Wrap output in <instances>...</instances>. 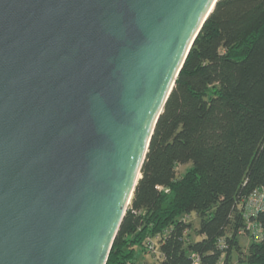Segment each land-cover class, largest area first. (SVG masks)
Listing matches in <instances>:
<instances>
[{
    "label": "water",
    "instance_id": "1",
    "mask_svg": "<svg viewBox=\"0 0 264 264\" xmlns=\"http://www.w3.org/2000/svg\"><path fill=\"white\" fill-rule=\"evenodd\" d=\"M217 0H0V264H105Z\"/></svg>",
    "mask_w": 264,
    "mask_h": 264
},
{
    "label": "trees",
    "instance_id": "2",
    "mask_svg": "<svg viewBox=\"0 0 264 264\" xmlns=\"http://www.w3.org/2000/svg\"><path fill=\"white\" fill-rule=\"evenodd\" d=\"M256 188L264 189V0H217L157 120L105 264H134L157 235L160 264L193 256L231 264L232 252L264 264V211L261 239L249 238L246 253L239 243L243 205Z\"/></svg>",
    "mask_w": 264,
    "mask_h": 264
},
{
    "label": "built area",
    "instance_id": "3",
    "mask_svg": "<svg viewBox=\"0 0 264 264\" xmlns=\"http://www.w3.org/2000/svg\"><path fill=\"white\" fill-rule=\"evenodd\" d=\"M264 211V189L256 188L246 199L243 205L244 228L240 230V235L245 234L248 239L259 241L262 237V228L260 223L256 220L259 213ZM160 236L148 237L144 241V250L148 256L151 257V262L148 264H160L162 254L156 247V241ZM217 249H227V244L223 239L217 242ZM191 264H202L199 257L193 256ZM221 264V262H218Z\"/></svg>",
    "mask_w": 264,
    "mask_h": 264
},
{
    "label": "rangeland",
    "instance_id": "4",
    "mask_svg": "<svg viewBox=\"0 0 264 264\" xmlns=\"http://www.w3.org/2000/svg\"><path fill=\"white\" fill-rule=\"evenodd\" d=\"M185 169H186V167H181V168H179L178 172L183 173L185 171ZM188 220L192 221L191 224H192L193 228L198 226V220L197 219H194L191 217ZM197 239L198 238L195 236V233L193 231H191V241H196ZM249 242L250 241L246 235L243 237H240V239H239L240 246L242 248V251H244V253H246V251H247ZM230 259H231V264H247V263L240 262L237 254L235 252H232ZM149 262H151V257L146 254L144 247L142 246L141 249L137 250L136 261L134 264H145V263H149Z\"/></svg>",
    "mask_w": 264,
    "mask_h": 264
}]
</instances>
